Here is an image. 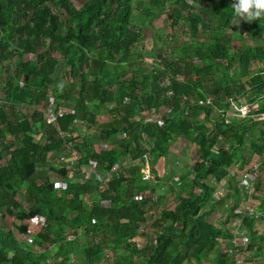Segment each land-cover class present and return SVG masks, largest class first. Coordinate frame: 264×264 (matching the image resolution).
Segmentation results:
<instances>
[{"label":"trees","instance_id":"trees-1","mask_svg":"<svg viewBox=\"0 0 264 264\" xmlns=\"http://www.w3.org/2000/svg\"><path fill=\"white\" fill-rule=\"evenodd\" d=\"M235 2L0 0V264H93L106 251L113 264H235L229 224L239 216L243 256H254L245 264H264V16H234ZM235 97L258 115L229 114ZM51 102L70 107L55 125L45 119ZM146 110L167 124L145 121ZM76 140L82 158L61 163ZM181 140L191 166L172 155ZM172 156L188 168L180 183L155 169ZM91 162L96 178L80 176ZM241 171L256 174L247 213ZM36 215L45 223L35 233Z\"/></svg>","mask_w":264,"mask_h":264},{"label":"built area","instance_id":"built-area-1","mask_svg":"<svg viewBox=\"0 0 264 264\" xmlns=\"http://www.w3.org/2000/svg\"><path fill=\"white\" fill-rule=\"evenodd\" d=\"M33 54H28L25 56V59L33 58ZM6 97L5 95L0 92V100H4ZM257 106L253 105L252 102L245 99L244 97H235L230 99L229 104V110L232 115H237L240 117H247V116H256L257 115ZM70 112V107L63 102H51L47 110H45V119L48 124L55 125L58 122V119L63 114H66ZM142 115L144 116L145 121H152L157 123L159 126H164L167 124V121L161 116V114L155 110H146L142 112ZM106 115H103V119ZM59 134L63 137L66 136L63 131L59 130ZM82 140H76V141H70L66 145V150L62 153H60L58 156V160L62 162H75L73 163L76 165V163L82 158V152L80 151L81 146L79 147V144ZM146 147L149 149V144L146 145ZM192 163V162H191ZM144 167L141 170V179L142 180H150L152 178L151 174V165H150V159L149 154L147 153L144 155ZM96 163L91 162L89 165L82 166L79 169L78 174L80 176H92L96 178V172L95 167ZM250 168L256 169L257 164L256 162H253L249 166ZM177 182L180 183V179L176 178ZM210 181H213L211 183L217 185V181L214 177L209 178ZM52 181L57 185L59 190H63L66 188L67 183L66 181L61 180V178H53ZM255 181V174L254 176L248 175L247 173L243 172L241 177V182L245 186V188L248 189V198L244 200V202L241 203V211L243 213L251 212L253 210V183ZM218 188L221 189L222 187L218 184ZM196 193H200L199 189H195ZM142 195H138L137 198H141ZM45 223V218L39 215L33 216L30 219L31 229L33 232H38L40 228L43 227ZM243 216L237 217L233 223H232V231L234 233L233 243L236 247V258H235V264H245L246 261L243 257L242 248L244 244L247 242V237L244 234L243 231Z\"/></svg>","mask_w":264,"mask_h":264},{"label":"rangeland","instance_id":"rangeland-1","mask_svg":"<svg viewBox=\"0 0 264 264\" xmlns=\"http://www.w3.org/2000/svg\"><path fill=\"white\" fill-rule=\"evenodd\" d=\"M84 1H86V0H73V2H74V4L77 6V7H80L83 3H84ZM146 2H147V0H145ZM164 18H165V15H163L161 18H159V19H157V20H155V27L159 30V33L160 34H162V36H164L165 34H164V31H163V27L165 26V20H164ZM150 41V40H149ZM149 41L148 40H146L145 42L148 44L149 43ZM176 42L177 41H173V43H172V46H174V45H176ZM234 45L236 46V45H239V39H238V36H236V39L234 40ZM145 60H147L148 62H151L152 61V57L150 56V55H148V54H146V56H145ZM49 107V106H48ZM39 108H42L41 106H39ZM47 110V109H46ZM228 113L229 114H231L230 113V111H228ZM232 115V114H231ZM258 115V114H257ZM106 117H109V116H106ZM39 135V134H38ZM41 137L40 136H37V140H39ZM183 147H185V141L184 140H181V141H179V143H177L176 145H175V148L178 150V153H176L180 158H184V160H185V162H187L190 166L191 165H193L194 164V162H195V160H196V156L193 154V153H190V154H188V155H185L184 156V154L182 153V149H183ZM185 162H183L182 161V165L181 164H179V165H174L173 164V159H172V165H173V170H174V173L175 172H180V171H182V170H187L188 168L185 166ZM192 162V163H191ZM253 162H256V164H258L257 163V161H255V160H253ZM157 168H161L160 166L159 167H157ZM179 168V169H178ZM162 169V168H161ZM231 170L233 171V170H236V167L235 166H233L232 168H231ZM244 171H241L240 173H243ZM173 174V173H172ZM178 175V174H177ZM258 175H261V173L259 172L258 173ZM255 176H256V174H255ZM176 177V176H175ZM53 178H59V177H57V175H55V176H53L52 177V179ZM211 182H213V181H211ZM214 183V182H213ZM256 192V191H255ZM155 193V192H154ZM242 202H244V200L242 201ZM255 204L256 205V203H257V201L255 200V198H254V196H253V201H252V204ZM253 206V205H252ZM158 211H159V209H157ZM216 215H219L218 213L216 214ZM6 220H7V222L8 223H10V222H12V220H13V217H11V216H6ZM8 229H9V227H7ZM262 228V227H261ZM153 228H151V230H152ZM144 231V232H148V230H150V229H148V227L147 226H143L142 227V229H140V232L141 231ZM259 230V232H262V230H260V229H258ZM143 234H141L140 236H137V237H135L134 238V240H138L141 244L145 241L144 240V238H143V236H142ZM19 238V240H22L23 238L26 240V241H28V242H30L31 240H30V236H25V237H22V236H19L18 237ZM47 252H49V251H47ZM107 252V254L105 255L106 256V260L104 261V262H96V263H93V264H113V257H112V252H109V251H106ZM77 255H79V256H81L82 254L81 253H77ZM244 257V256H243ZM252 257H254L253 256V253L251 252V251H247L246 253H245V257H244V259L245 260H247L248 258H251L252 259ZM263 257H261V259H262ZM75 263L76 264H84L83 262H82V260H81V258H79V259H77L76 261H75Z\"/></svg>","mask_w":264,"mask_h":264},{"label":"clouds","instance_id":"clouds-1","mask_svg":"<svg viewBox=\"0 0 264 264\" xmlns=\"http://www.w3.org/2000/svg\"><path fill=\"white\" fill-rule=\"evenodd\" d=\"M231 6L234 16L248 21L264 16V0H236Z\"/></svg>","mask_w":264,"mask_h":264},{"label":"crops","instance_id":"crops-1","mask_svg":"<svg viewBox=\"0 0 264 264\" xmlns=\"http://www.w3.org/2000/svg\"><path fill=\"white\" fill-rule=\"evenodd\" d=\"M103 115H105V114H103ZM103 115H100V119L101 120H106L108 117H104V119H103ZM179 143V142H178ZM173 149V152H172V155H174L175 153H178V150L175 148V146L172 148ZM182 151V153H183V149L181 150ZM185 156V155H184ZM172 158H173V156L171 157V160H172ZM171 160L167 163V164H165L166 162H165V160H164V158H160L159 160H158V162H157V164L155 165V169L157 170V174H158V176L159 177H161V176H163L164 174H166V175H168L169 177H172V178H179V176L180 175H182L184 172H185V170H182V171H180V172H175L174 173V168H173V165L172 164H169L170 162H171ZM183 160H184V158H183ZM182 161V160H181ZM185 161V160H184ZM177 163L175 164V165H179V164H183V163H180V161L179 160H177L176 161ZM161 167V168H157V167ZM179 169V168H178ZM233 171H235V170H233ZM173 173V174H172ZM178 174V175H177ZM176 176V177H175ZM180 179V178H179ZM177 181V180H176ZM180 182H181V180H180ZM179 183V182H178ZM232 223H233V221L229 224V226H230V228L232 229ZM264 224V223H263ZM262 225L261 226H257V228L258 229H260V230H262V232L264 231V227H262ZM264 233V232H263Z\"/></svg>","mask_w":264,"mask_h":264}]
</instances>
